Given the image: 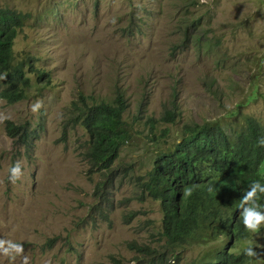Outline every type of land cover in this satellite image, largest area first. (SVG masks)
<instances>
[{
    "label": "rangeland",
    "instance_id": "rangeland-1",
    "mask_svg": "<svg viewBox=\"0 0 264 264\" xmlns=\"http://www.w3.org/2000/svg\"><path fill=\"white\" fill-rule=\"evenodd\" d=\"M0 5L29 13L14 39V61L29 59L50 74L45 86L28 73L31 85L18 102L0 98V240L24 249L12 264H22L25 256L28 264H135L129 242L163 243L159 203L136 199L138 176L150 169L156 152L179 141L186 122H218L228 133L247 116L264 124V0ZM116 90L128 103L123 117L131 137L116 160L119 171L104 216L92 208L94 187L104 176L89 171L82 153L88 136L69 118L80 94L110 100ZM36 103L41 107L32 112ZM168 109L175 121H159ZM149 117L156 119L153 128ZM6 119L38 130L31 151L6 134ZM17 162L23 174L12 183L9 169ZM130 212L135 215L128 222ZM255 235L251 245L258 255L249 264H264V236ZM221 241L183 248L176 264L201 258ZM167 263L175 264L174 257ZM0 264L10 261L0 254Z\"/></svg>",
    "mask_w": 264,
    "mask_h": 264
},
{
    "label": "trees",
    "instance_id": "trees-1",
    "mask_svg": "<svg viewBox=\"0 0 264 264\" xmlns=\"http://www.w3.org/2000/svg\"><path fill=\"white\" fill-rule=\"evenodd\" d=\"M28 18L29 13L0 5V98L9 104L25 97L31 85L28 73L35 74L37 83L50 84L49 72L32 66L29 59H13L14 39ZM127 107L121 90H116L110 100L87 99L80 94L69 118L71 126L80 125L88 136L82 153L89 171H100L104 176L94 187L97 201L92 206L104 216L111 206L108 192L119 171L116 160L131 137L123 117ZM175 118L174 110L168 109L159 121L172 123ZM154 122V118L147 119L151 128ZM4 123L6 134L26 152L31 151L38 130L27 121L6 119ZM182 125L179 141L159 149L150 169L138 176L136 199L150 198L159 203L161 225L157 234L159 243H163L157 248L129 242V248L137 253L135 264H169L170 257L176 264L183 248L219 238L223 241L218 248L185 264H249L255 257H248L243 249L253 243L256 233L245 229L240 203L252 182L264 185V146L258 143L264 138V124L247 116L233 133L226 132L218 122L191 121ZM166 133L164 129L160 135ZM258 195L259 210L264 212V194ZM134 215L130 212L127 221ZM259 232L264 236V225ZM244 242L247 245L238 252L232 251Z\"/></svg>",
    "mask_w": 264,
    "mask_h": 264
},
{
    "label": "clouds",
    "instance_id": "clouds-1",
    "mask_svg": "<svg viewBox=\"0 0 264 264\" xmlns=\"http://www.w3.org/2000/svg\"><path fill=\"white\" fill-rule=\"evenodd\" d=\"M201 3H206L207 0H200ZM41 107L40 103H36L32 105L31 110L32 112H37L38 109ZM4 117H0V122ZM258 143L264 146V138L260 139ZM10 175L8 179L15 183L20 177L22 176V171L19 162H17L13 167L9 169ZM258 194H264V185H261L259 181L252 182L249 190L243 195L240 203V207L243 209L242 211V223L246 230L252 233H258L260 226L264 225V212L260 211L259 208L261 207L257 201L259 199ZM247 205V206H245ZM7 245V246H5ZM24 249L22 244L14 243L12 241H4L0 240V254L6 257L10 264L15 261L18 255L23 253ZM244 254L248 257H255L257 256V252L251 246V243L243 249ZM22 264H28V257H23Z\"/></svg>",
    "mask_w": 264,
    "mask_h": 264
}]
</instances>
